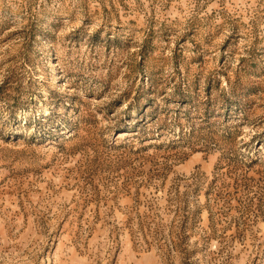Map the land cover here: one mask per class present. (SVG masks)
Segmentation results:
<instances>
[{"label": "rangeland", "instance_id": "obj_1", "mask_svg": "<svg viewBox=\"0 0 264 264\" xmlns=\"http://www.w3.org/2000/svg\"><path fill=\"white\" fill-rule=\"evenodd\" d=\"M0 264H264V0H0Z\"/></svg>", "mask_w": 264, "mask_h": 264}]
</instances>
